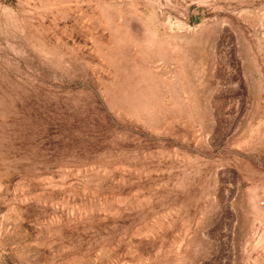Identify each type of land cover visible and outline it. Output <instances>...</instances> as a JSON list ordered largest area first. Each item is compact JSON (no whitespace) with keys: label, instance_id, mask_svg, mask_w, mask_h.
I'll return each mask as SVG.
<instances>
[{"label":"rangeland","instance_id":"obj_1","mask_svg":"<svg viewBox=\"0 0 264 264\" xmlns=\"http://www.w3.org/2000/svg\"><path fill=\"white\" fill-rule=\"evenodd\" d=\"M0 264H264V0H0Z\"/></svg>","mask_w":264,"mask_h":264}]
</instances>
